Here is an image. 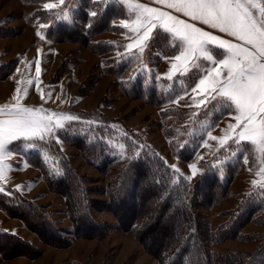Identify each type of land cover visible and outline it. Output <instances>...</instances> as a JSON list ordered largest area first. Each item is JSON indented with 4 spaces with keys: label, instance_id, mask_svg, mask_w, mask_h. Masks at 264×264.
<instances>
[{
    "label": "rangeland",
    "instance_id": "rangeland-1",
    "mask_svg": "<svg viewBox=\"0 0 264 264\" xmlns=\"http://www.w3.org/2000/svg\"><path fill=\"white\" fill-rule=\"evenodd\" d=\"M82 1L65 0L64 5L48 10L44 7L45 3L58 4L59 0H0V106L15 103L13 96L19 86L22 93L27 89V95L22 99L24 106L43 108L48 113L56 112L72 117L63 121L64 128L55 131L54 135L59 142L49 138L36 141L33 148L26 147L29 143L27 141H15L9 145L12 154L6 163L10 170L6 173L7 178L0 180L4 189L0 194L9 197L14 196L12 192H16L36 203L52 225L59 229L63 241L37 232L34 227L7 214L0 207V232L15 234L26 242V246L21 248H14L16 244L12 241L1 242L0 264H160L157 255L145 242L118 225L119 219L107 206L109 182L131 157L128 141L134 145L133 151H138L142 146L154 149L166 163L174 166L173 169H178L186 178L192 177L188 179L191 185L204 172L207 160L212 158L213 163H221L227 159V154L234 157L241 155L240 165L225 197L215 204L204 202L195 210L199 216L206 218L212 230L219 229L228 221L229 212L236 208L244 194L260 189L259 185L254 186L251 181L261 179L256 174L261 162L247 142L237 145L229 141L221 148L218 141L207 137L208 132L213 136H223L227 125L235 122L221 102L210 101L196 107L192 103L195 94L180 100L179 104L172 102L179 98L184 88L190 89L193 86L197 70L193 69L186 76L177 77L172 82L163 79L170 67V61L164 57L171 56L175 51L168 52V48H171L169 38L162 30L153 33L139 59L121 55L132 41L127 38L131 33L119 27L120 21L134 18V14L129 13L123 4L125 16L113 20L112 26L110 24L107 30L91 39L83 37L81 41L79 34L55 39L47 34L50 18L54 21L56 18L65 19L66 14V20L71 21L74 12L82 8ZM134 2L161 7L154 4L153 0ZM79 25L84 28L88 26L87 22L81 20ZM154 42H157L160 49L154 48ZM93 43L101 46L100 51L92 46ZM105 43L110 45L104 46ZM133 51L140 55L138 49ZM121 58H129L130 65L122 74L117 75L111 68ZM37 65L41 69L38 78ZM138 73H145L157 87L174 86L170 99L148 102L143 97L128 95L123 85ZM156 77L162 78L158 80ZM27 81L32 83L28 84ZM193 133L196 135L192 140L189 138V141L193 142L194 150L183 159L176 151ZM74 134L105 140L114 151L115 159L108 161L104 155V166H95L86 160L80 148L67 142L66 138ZM56 145L88 188L91 216L96 222L104 224L106 229L99 236H94V232L86 236L75 235L73 220L61 188L53 190L41 170L31 164L27 157L28 153L43 149L42 156L55 159L46 150L49 152ZM192 164L197 166L195 175L190 167ZM151 198L149 195L145 202ZM161 222L171 223L170 219L160 218L152 227L161 225ZM159 230L148 234L152 245L160 244L172 231L170 228L164 230L162 226ZM241 234L247 235L213 243L211 250L219 254L231 251L254 253L259 249L260 242L253 236H264V222L252 220L244 226Z\"/></svg>",
    "mask_w": 264,
    "mask_h": 264
},
{
    "label": "trees",
    "instance_id": "trees-1",
    "mask_svg": "<svg viewBox=\"0 0 264 264\" xmlns=\"http://www.w3.org/2000/svg\"><path fill=\"white\" fill-rule=\"evenodd\" d=\"M81 5L82 8L74 12V18L71 21L61 18H56L54 21L50 18L49 20L52 21L48 20L50 26L47 34L55 39L73 37L75 34H79L81 41L83 37L91 39L94 35L107 30L110 24L112 26L113 20L125 16L124 6L116 1H102L101 4L95 0H83ZM91 11H97V15L91 16ZM45 15L49 16V13ZM79 20L87 22L88 26L85 28L80 26ZM156 44L157 42H154V48L160 49V46ZM107 45L110 44L105 43L104 46ZM92 46L100 51L101 46L98 44L93 43ZM173 51L175 49L168 48V52ZM129 65V58H121L115 61L111 69L114 74L120 75ZM173 88L175 87H157L145 73H138L132 80L125 81L123 85L128 95L143 97L148 102L169 100L173 94ZM195 135L196 133H193L192 137L189 136L185 144L179 147L180 149L176 151L178 156L183 159L188 156L187 153L190 156L194 146L189 138L192 140ZM66 140L80 148L86 160L97 167L104 166V155L108 161L116 157L113 154L114 151L103 139L74 134L68 136ZM127 145L132 151L131 157L109 182L107 206L119 219L118 225L132 232L141 242H145L146 246L157 255L160 264H264V236L262 235L258 238L253 236L259 240L260 246L251 254L238 251L219 254L211 250L213 243L226 238L246 236L247 234H241V231L252 220L264 222V189H255L244 194L236 208L229 212L228 221L217 230H212L206 218L199 216L195 211L197 206L204 202L215 204L225 197L235 171L240 165L241 155L234 157L227 154V159L221 163H213L212 158L207 160L204 172L191 185L184 175L166 163L154 149L149 146L140 148L137 146L138 151H133L134 145L129 141ZM41 151H32L27 157L31 164L41 170L43 177L53 190L61 188L73 220L75 235L86 236L94 232V236H99L105 232V225L96 222L91 216V198L88 188L83 185L81 177L59 146L56 145L49 151L50 153L46 150L48 155L54 156L55 159L42 156ZM12 194L14 196L9 197L0 194L1 209L13 217L22 219L45 236L48 234L55 238L61 237L59 229L52 225L50 219L39 210L36 203L16 192ZM149 195L152 200L145 202ZM160 218L170 219L171 223L161 222V225L152 227ZM161 226L164 230L170 228L172 231L161 240L160 244L152 245V239L148 234L160 231ZM8 241L16 244L14 248L26 246V242L19 236L0 232V243Z\"/></svg>",
    "mask_w": 264,
    "mask_h": 264
},
{
    "label": "snow or ice",
    "instance_id": "snow-or-ice-1",
    "mask_svg": "<svg viewBox=\"0 0 264 264\" xmlns=\"http://www.w3.org/2000/svg\"><path fill=\"white\" fill-rule=\"evenodd\" d=\"M95 2L102 4V0ZM116 2L126 5L128 12L134 14L133 19H121L119 24L131 33L127 38L132 41L121 55L139 59L153 33L162 30L169 38L170 47L175 49L174 54L164 57L170 61V67L163 79L172 82L197 70L193 86L184 88L179 98L172 102L179 104L192 94H195L192 103L196 107L210 101L221 102L235 122L227 125L223 136L208 132L207 137L218 141L221 148L229 141L237 145L247 142L261 162L256 173L261 179L251 183L264 189V0H153L161 7L134 0ZM64 3L65 0H59L58 4L45 3L44 7L51 10ZM90 15L95 17L97 11ZM133 49H138L140 55ZM40 71L37 65V78ZM15 93V103L0 106V180H5L10 170L6 163L12 154L9 145L27 141L26 147L33 148L36 141L49 138L59 142L55 131L64 128V120L72 119L60 113H48L43 108L24 106L22 99L27 89L22 93L18 86ZM190 167L195 175L197 166ZM0 191H4L2 185Z\"/></svg>",
    "mask_w": 264,
    "mask_h": 264
}]
</instances>
